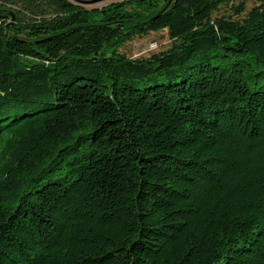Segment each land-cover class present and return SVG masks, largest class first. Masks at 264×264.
<instances>
[{"label": "trees", "instance_id": "trees-1", "mask_svg": "<svg viewBox=\"0 0 264 264\" xmlns=\"http://www.w3.org/2000/svg\"><path fill=\"white\" fill-rule=\"evenodd\" d=\"M235 1L0 0V264H264V0Z\"/></svg>", "mask_w": 264, "mask_h": 264}, {"label": "rangeland", "instance_id": "rangeland-1", "mask_svg": "<svg viewBox=\"0 0 264 264\" xmlns=\"http://www.w3.org/2000/svg\"><path fill=\"white\" fill-rule=\"evenodd\" d=\"M129 0H105L91 5H84L87 10H101L109 6H116L118 4H125ZM247 9L254 5L253 0H246ZM240 1L237 0L230 5L222 6L214 13V17L221 16H236L235 7L239 5ZM239 17V16H236ZM172 46V40L166 29L159 32H151L148 35L138 36L126 42L119 48V52L128 56L129 58H145L151 56L153 53H158L169 49Z\"/></svg>", "mask_w": 264, "mask_h": 264}, {"label": "water", "instance_id": "water-1", "mask_svg": "<svg viewBox=\"0 0 264 264\" xmlns=\"http://www.w3.org/2000/svg\"><path fill=\"white\" fill-rule=\"evenodd\" d=\"M73 3H76L78 5H91L97 2H101V1H105V0H71ZM163 11H160L157 16H160L162 14ZM156 16V17H157ZM12 18L14 19V15H12ZM9 27V24H7V28Z\"/></svg>", "mask_w": 264, "mask_h": 264}]
</instances>
